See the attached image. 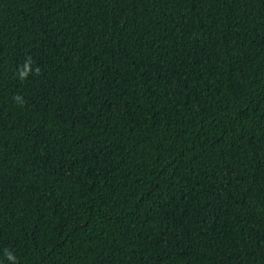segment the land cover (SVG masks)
Segmentation results:
<instances>
[{"label":"trees","instance_id":"1","mask_svg":"<svg viewBox=\"0 0 264 264\" xmlns=\"http://www.w3.org/2000/svg\"><path fill=\"white\" fill-rule=\"evenodd\" d=\"M0 264H264V0H0Z\"/></svg>","mask_w":264,"mask_h":264}]
</instances>
